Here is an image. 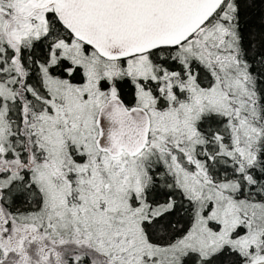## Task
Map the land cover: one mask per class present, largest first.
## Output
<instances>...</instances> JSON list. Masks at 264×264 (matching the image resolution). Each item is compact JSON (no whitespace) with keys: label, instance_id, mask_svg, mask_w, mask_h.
I'll use <instances>...</instances> for the list:
<instances>
[{"label":"snow or ice","instance_id":"snow-or-ice-1","mask_svg":"<svg viewBox=\"0 0 264 264\" xmlns=\"http://www.w3.org/2000/svg\"><path fill=\"white\" fill-rule=\"evenodd\" d=\"M0 264H264V0H0Z\"/></svg>","mask_w":264,"mask_h":264}]
</instances>
